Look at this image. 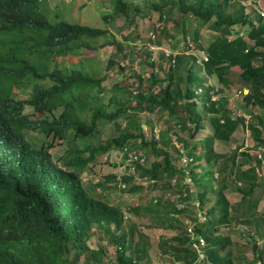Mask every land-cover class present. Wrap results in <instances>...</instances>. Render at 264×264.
Listing matches in <instances>:
<instances>
[{
    "label": "trees",
    "instance_id": "obj_1",
    "mask_svg": "<svg viewBox=\"0 0 264 264\" xmlns=\"http://www.w3.org/2000/svg\"><path fill=\"white\" fill-rule=\"evenodd\" d=\"M44 1L0 0V264H151L136 218L160 232L159 264H264V17L250 15L251 0H108L132 29L124 41L58 14L52 22ZM151 13L157 24L132 47ZM105 47L114 51L103 68L87 53ZM130 53L141 68L129 73ZM244 88L236 106L229 95ZM239 128L252 145L219 151ZM116 153L124 171L106 182L156 197L120 204L85 188ZM94 232L113 257L90 245Z\"/></svg>",
    "mask_w": 264,
    "mask_h": 264
},
{
    "label": "rangeland",
    "instance_id": "obj_2",
    "mask_svg": "<svg viewBox=\"0 0 264 264\" xmlns=\"http://www.w3.org/2000/svg\"><path fill=\"white\" fill-rule=\"evenodd\" d=\"M250 9V15L253 18H257V13L255 11V6L247 4L246 5ZM42 10L45 13L46 17L51 20L52 22H55V16L58 14L63 19H66L67 21H75L84 25H89L97 28L107 29L109 33L115 36V38L118 41H124L128 33L132 32V29L129 28L127 25L124 26V21L121 16H115L112 13V9L110 8V2L108 0H46L42 4ZM111 16L108 21H105L104 17ZM158 15L156 13H151L150 17L144 20H139L137 22V26L133 32V34L130 37L129 43L132 44V47L138 48L141 38H145L148 36V34L152 31L153 27L157 24ZM110 39V38H109ZM111 41V39H110ZM103 42V41H102ZM128 43L125 42L124 46ZM166 49V47H165ZM114 48L113 47H105L102 50H100L98 53L96 52H88L87 58L89 60L96 63V59L99 61L100 66L104 68L106 65L111 53H113ZM125 51H129V48H127ZM202 54H200L201 57ZM130 62L128 65V72H134L138 71L141 68L140 65V56L136 55L135 53H130ZM203 57V55H202ZM64 60L63 62L70 64L73 63L74 60ZM117 65L121 62V60H116ZM143 73H145V68H142L141 70ZM204 77V75H202ZM202 77V78H203ZM120 79V77L116 76V74L111 72L110 78L108 79V82L105 86L110 87L113 86V83L115 82V79ZM235 91V90H234ZM234 91L229 95V99L231 101H234L236 106L240 105L241 96L235 95ZM150 119V118H149ZM151 120V119H150ZM149 120V121H150ZM142 121H148V118L143 116ZM154 126V133L156 136L159 135L160 131L163 130L157 122H153ZM145 133L148 137H150L151 133L150 131L145 129ZM206 132H202L204 135ZM106 136H102V140H104ZM235 141L231 143L230 145L223 146L221 144L217 145V149L221 152L228 153L230 151H233L234 147L238 144H241L242 142H245L246 145L251 146V139L250 134L248 132L243 131L242 128H239L236 133L234 134ZM99 139H94L91 142L96 144ZM159 143H162L161 140H159ZM178 147L179 144H177ZM66 148L63 146H59L57 149L53 150L52 153L55 157L61 156L64 153V150ZM173 157H176L177 154L172 152ZM121 155H116L111 158L108 162H104V160H100L97 166L94 168V174L84 177V184L85 188L89 190V192L100 199L102 198H108L112 202L116 203H130L134 202L136 204H145L147 201H149L151 198L156 197L159 194V190L150 191L149 189L144 190L142 192H139L136 194V196L132 199L131 196L127 193H122L118 189H115L112 182L107 183L106 179L107 177L111 176H119L122 175L124 167L120 166L121 162ZM113 163V164H112ZM178 165H187V159L186 157L181 156V160L177 163ZM117 165V166H114ZM262 173L264 175V167L262 169ZM98 180H100V184L102 186H99L97 184ZM175 197L174 194H167L165 196L166 201H173V198ZM194 202V201H193ZM191 201L189 206L193 204ZM261 208H264V202L261 205ZM135 222L139 225L140 230L144 231L145 233H148V235L151 237V250H150V258H151V264H159V249H158V237L160 236V232L155 231L153 234L149 232L148 229H145L144 226L148 225L147 220L144 221L142 219H135ZM100 233L94 232V235L91 239L90 245L92 247L96 246H104L106 248L107 256L113 257L114 255V248L112 246H107L105 242H101L99 240ZM168 261V260H166ZM168 262H166L167 264Z\"/></svg>",
    "mask_w": 264,
    "mask_h": 264
},
{
    "label": "built area",
    "instance_id": "obj_3",
    "mask_svg": "<svg viewBox=\"0 0 264 264\" xmlns=\"http://www.w3.org/2000/svg\"><path fill=\"white\" fill-rule=\"evenodd\" d=\"M247 4H250L251 3H247ZM246 4V5H247ZM255 11L258 15L264 17V11H262L261 9L259 8H255ZM154 38V37H153ZM151 51H154V50H160L161 48L159 47H155V46H151L150 47ZM124 66V65H123ZM250 93V89L249 88H244L242 89L241 91H239L238 93V96H245V95H248ZM246 119H249V118H246ZM121 155V153H116V155ZM257 155H258V158L263 160L264 159V148L262 149H259V151L257 152ZM107 160V157L105 158ZM131 159H134V160H138L139 159V156L138 154L134 153L131 157ZM124 171V170H123ZM199 242H200V246L204 245V241L202 239H199ZM200 246L196 245L195 248L197 249V251H200Z\"/></svg>",
    "mask_w": 264,
    "mask_h": 264
},
{
    "label": "clouds",
    "instance_id": "obj_4",
    "mask_svg": "<svg viewBox=\"0 0 264 264\" xmlns=\"http://www.w3.org/2000/svg\"><path fill=\"white\" fill-rule=\"evenodd\" d=\"M161 50H162V49H161ZM196 53H197V55H198L199 57H200V54H202L203 57H204V53H201V52H196ZM202 55H201V57H200V60L203 59ZM104 160H106V159H104ZM107 160H108V159H107ZM97 183H99V180H98Z\"/></svg>",
    "mask_w": 264,
    "mask_h": 264
},
{
    "label": "crops",
    "instance_id": "obj_5",
    "mask_svg": "<svg viewBox=\"0 0 264 264\" xmlns=\"http://www.w3.org/2000/svg\"><path fill=\"white\" fill-rule=\"evenodd\" d=\"M259 2H260V1H259ZM259 2H258V4L255 5L256 8H259ZM251 3H252V4L255 3V0H251Z\"/></svg>",
    "mask_w": 264,
    "mask_h": 264
}]
</instances>
